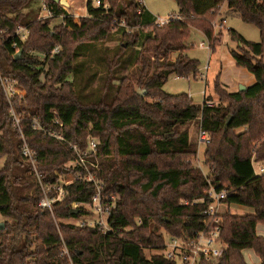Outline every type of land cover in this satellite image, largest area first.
Here are the masks:
<instances>
[{
    "label": "trees",
    "instance_id": "trees-1",
    "mask_svg": "<svg viewBox=\"0 0 264 264\" xmlns=\"http://www.w3.org/2000/svg\"><path fill=\"white\" fill-rule=\"evenodd\" d=\"M101 1L102 6L94 7L88 0L89 16L80 18L48 0L53 18L61 20L51 26L53 18H40L32 0H0V74L25 91L22 101L15 98L16 109L81 149L87 147L89 136L99 139L98 175L105 190L118 197L109 216L112 230L106 233L96 226L55 220L88 214L84 207L77 214L71 210L74 202L91 200L93 184L67 185L54 215L39 207L38 184L22 157V139L0 84V222L5 224L0 230V264H71L62 254V237L73 264H177L159 254L148 258L145 250L164 247L163 231L181 237L199 229L209 202L193 201L204 197L211 185L228 189L226 203L252 212L223 213L221 239L227 247L220 257L204 258L200 264H249L245 249L253 250L264 264V236L257 231L264 224V174L254 175L251 164L255 143L260 144L258 159L264 160V4L175 0L180 18L173 14L168 24L159 26L147 8L139 13L136 0ZM224 3L260 31L261 40L252 42L229 30L238 43L231 51L236 65L253 74L256 82L244 91L226 92L218 76L213 90L225 104L217 106L207 103L210 93L203 105L185 93H166L163 87L170 76L198 74L200 63L187 52L190 31L198 28L211 39V22ZM19 26L29 31L26 40L16 34ZM111 33L121 35L116 61L111 62L100 98L84 103L69 80L79 71L74 60ZM56 46L61 50L51 55ZM18 51L22 54L17 59ZM173 53H178L175 61ZM130 65L135 66L131 73L117 74ZM137 87L146 90V96H139ZM195 125L210 138L204 151L207 173L193 164L198 154ZM22 126L45 182L80 171L66 169L74 159L70 143L34 130L30 118Z\"/></svg>",
    "mask_w": 264,
    "mask_h": 264
},
{
    "label": "rangeland",
    "instance_id": "rangeland-1",
    "mask_svg": "<svg viewBox=\"0 0 264 264\" xmlns=\"http://www.w3.org/2000/svg\"><path fill=\"white\" fill-rule=\"evenodd\" d=\"M67 1L70 4L69 6H61L69 13V15L80 18H86L89 16L87 8L88 0ZM43 2L44 0H32V8L35 10H40V18H45L47 16V11L43 8ZM145 4L148 9V14L150 16L152 15L155 20H157L159 17L163 19H169L173 14L179 16V6L175 0H145ZM93 5L96 7V0H93ZM222 18L225 19L226 23L223 28H220L218 24L222 22ZM60 22V17L53 18L51 21V26L58 25ZM211 25L213 31V36L211 39L208 38L202 30L193 28L191 29L187 40L189 45L187 51L188 55L191 58L198 59L200 63L198 74L196 76L189 75L188 77H178L176 75L170 76L163 87V90L166 93L171 95L182 93L188 94V96L190 95L189 98H191L195 104L199 105L204 104L205 95H209L210 93L212 100L211 102H208L217 106L221 103H224L218 97V95L214 94L213 90L214 82L218 76L220 80V86L226 92H231L234 90L238 91L240 85H244L242 80L247 78V75L244 73V71L247 70L242 67H238L234 58L232 57L231 51L232 49L237 48L238 43L232 40L229 30L234 29L247 40L259 42L261 40L259 29L253 24L244 22L237 12L229 9L227 3L222 4L218 16L211 22ZM191 27L193 26H190V28ZM111 35V38L102 42H97V44L91 48H82V50L85 49L83 55L76 57L74 60L75 66L77 67V65H79V71L77 76H75L76 78L74 77L73 79L72 77H69V80H73L77 90L81 91L80 99L84 103L95 102V100L100 98L105 84V77L109 71L111 62L116 61L115 55L121 35L120 33H111ZM209 42L212 45L211 49L201 48V43L208 45ZM60 50L61 47H59V51ZM126 53H129V51H126ZM177 56L178 53H173L171 59L175 61ZM134 67L135 66L130 65L124 70L119 68L117 74L120 76L129 74L133 71ZM202 74L205 75L204 78H201ZM114 84L117 85L118 83L114 82ZM138 89L141 88L137 87V90ZM210 96H208V98H210ZM149 101H151V99H149ZM193 130L194 140L198 144V154L193 160V164L197 167L201 166V169L207 173L208 169L204 164V151L206 144L199 143L201 131L200 128L195 125ZM242 130L243 129H237V132L240 133ZM91 138L93 137H88V139ZM94 139L99 143V139ZM2 163L3 161L1 160L0 164ZM62 176L69 180L72 179V173H66ZM87 209L92 210L90 207H87ZM227 210L238 215L249 213L247 209L238 205L225 204L221 206L222 213H225ZM87 217L88 216L85 215L80 218H67L61 220L59 218H55V220L57 223L62 221L64 223L80 225L83 224ZM257 231L258 233L264 235V224H259ZM163 233L164 235L168 236L165 231H163ZM223 247L225 250L227 247L226 243H223ZM159 253L160 251L156 249L145 250V254L148 258ZM244 256L245 259L251 264L256 259V255L251 249H245ZM210 258L215 259L218 257Z\"/></svg>",
    "mask_w": 264,
    "mask_h": 264
},
{
    "label": "built area",
    "instance_id": "built-area-1",
    "mask_svg": "<svg viewBox=\"0 0 264 264\" xmlns=\"http://www.w3.org/2000/svg\"><path fill=\"white\" fill-rule=\"evenodd\" d=\"M136 1L139 5V13L143 9L147 8L145 0ZM255 1L259 4H264V0ZM100 6H102V1L96 0V7ZM43 8L47 11V16L45 18L54 17V13L52 12L47 0H44ZM170 20L171 17L169 19L159 17L156 20V23L159 26H164L168 24ZM122 25H124V22H122ZM218 26L223 28L224 22H221ZM16 34L21 40H26L29 36V31L24 26H19L16 30ZM200 46L201 48L207 49H211L212 47L210 42L208 45L201 43ZM58 52L59 46H56L51 50L50 54L55 55ZM204 77L205 75L202 74L201 78ZM0 84L9 104L10 116L22 139V157L28 162L30 166V175L34 177L38 184L40 194V200L38 203L39 207L49 210L54 215V205L65 197V188L67 185L74 181H82L84 183L93 184L95 186V193L91 200L87 203L74 202L72 204V208L78 209L80 207H84L88 211V214H86L88 217L84 220L83 225L96 226L104 233L110 232L112 228L109 225V216L111 211L116 207L118 197L116 194L108 193L105 190V183L98 175L101 169L97 157L98 142L94 138H91L88 140L87 147L85 149H81L77 144L70 143L62 134L47 132L40 124L38 118L33 117L31 114H27L26 112L20 114L16 109L14 102L15 98L19 97L22 101L25 97V91L21 90L14 80L9 77H4L1 74ZM207 103L211 105V103ZM53 112L56 113V111ZM26 118H30L32 120L34 130L44 131L51 137L70 143L74 159L66 164V169H80L77 173H72V179L69 180L58 174L59 178L57 181H44L43 174L38 167V155L28 143L23 131L22 122ZM56 124L63 126V123L59 119H56ZM199 140V143H210V138L204 131H200ZM259 147V143H255L251 155L252 169L254 175L256 176L264 174V160H260L257 157ZM199 168H201V166H199ZM228 196L229 191L227 188L217 190V186L211 185L210 188L204 192V197L193 201V203L206 200L209 202V206L203 212L200 228L195 230L190 235L181 237L165 235L164 247L159 250V255H162L166 259L174 261L177 264H200L204 258L220 257L224 251V242L221 239L223 228L221 217L223 213L221 212V206L225 204L229 205L225 202ZM188 203L189 202H186V204ZM87 207H90L92 210L87 209ZM61 245L62 254L68 258L71 264H73L70 251L63 239Z\"/></svg>",
    "mask_w": 264,
    "mask_h": 264
},
{
    "label": "water",
    "instance_id": "water-1",
    "mask_svg": "<svg viewBox=\"0 0 264 264\" xmlns=\"http://www.w3.org/2000/svg\"><path fill=\"white\" fill-rule=\"evenodd\" d=\"M53 1H55L57 3H60L61 5L69 6V2L67 0H53ZM239 45H241V43H239ZM21 54H22V51H18L17 54H16V58L17 59L20 58ZM246 89H247V86H245V85H240V87H239V91H244ZM137 93H138L139 96L144 97V96H146L147 91L146 90H142V89H138ZM230 119L231 118L229 117V119L226 122V129H227L228 125H229ZM71 212H72V214H77V213H79V210L75 209V208H72ZM4 227H5L4 222H0V230L3 229Z\"/></svg>",
    "mask_w": 264,
    "mask_h": 264
},
{
    "label": "crops",
    "instance_id": "crops-1",
    "mask_svg": "<svg viewBox=\"0 0 264 264\" xmlns=\"http://www.w3.org/2000/svg\"><path fill=\"white\" fill-rule=\"evenodd\" d=\"M70 5V4H69ZM221 21L222 22H224V25H225V23H226V21H225V19L224 18H222L221 19ZM246 70V69H245ZM244 73L247 75V78H244L242 81H243V83H244V85L245 86H251V85H253L255 82H256V79H255V77L253 76V74H251V73H249V72H247V71H244ZM231 91V90H230ZM231 92H236V90H234V91H231ZM235 205V204H234ZM238 206H241V205H238ZM241 207H243V208H245V209H247L248 210V212H252V209L251 208H248V207H245V206H241ZM260 234V233H259ZM260 235H262V234H260ZM262 236H264V235H262ZM245 251V250H244ZM244 251H243V253H244ZM254 252V251H253ZM256 255V254H255ZM248 262V261H247ZM260 262H261V260L258 258V256L256 255V259H255V261L252 263V264H260ZM249 263V262H248ZM249 264H251V263H249Z\"/></svg>",
    "mask_w": 264,
    "mask_h": 264
}]
</instances>
